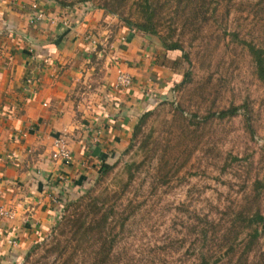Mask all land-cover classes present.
Segmentation results:
<instances>
[{
	"label": "rangeland",
	"instance_id": "1",
	"mask_svg": "<svg viewBox=\"0 0 264 264\" xmlns=\"http://www.w3.org/2000/svg\"><path fill=\"white\" fill-rule=\"evenodd\" d=\"M52 1L61 7L83 9L85 15L95 9L101 20L103 12L109 17L103 20L107 23H101L106 33H111L112 28L117 32L119 25L128 28L126 21L142 20L139 0ZM173 1L157 0V31L167 41H177L188 60L184 61L178 51H163L156 36L141 33L152 55L157 53L154 63L168 55V87L163 94L156 95L136 139L130 141L129 137L104 167L75 188L73 196L67 199L74 200L88 192L90 197L104 198L112 204L115 217H128L122 232L115 229L119 233L115 253L122 264L188 263L192 218H224L227 209L237 204L244 183L254 177L245 171L259 170V178L264 171V157L260 153L264 143V88L256 81L250 58L241 44L242 39H249L264 45V0H218L216 14L207 17L199 32L193 33L190 27L182 31L178 24L171 25L168 31ZM104 3L115 15L99 9ZM97 48L107 53L106 44ZM104 57L94 59L102 72L99 78L113 64L112 59ZM85 94L80 89L75 98L83 108L87 105ZM243 103L250 109L253 138L244 131L240 116L221 122L210 119L199 125L189 123L192 114L201 118L207 112ZM228 155L244 161L222 170L223 161H229ZM107 167L110 170L99 176L101 169ZM127 169L130 181L126 185ZM261 209L264 215V190ZM48 234L37 243L46 242ZM29 247L17 252L10 250L11 254L0 259V264H22ZM39 254L40 251L35 257Z\"/></svg>",
	"mask_w": 264,
	"mask_h": 264
},
{
	"label": "crops",
	"instance_id": "2",
	"mask_svg": "<svg viewBox=\"0 0 264 264\" xmlns=\"http://www.w3.org/2000/svg\"><path fill=\"white\" fill-rule=\"evenodd\" d=\"M32 1L0 0V206L13 214L0 219V259L49 232L62 202L124 146L170 80L168 55L154 63L157 53L141 33L122 25L103 32V12L101 20L95 9L85 15L52 0H36L51 21L29 25ZM103 44L107 53L97 50ZM104 55L113 64L99 78L94 59ZM118 69L131 77L130 87H108ZM80 89L85 108L75 102ZM62 132L68 166L50 159L51 140Z\"/></svg>",
	"mask_w": 264,
	"mask_h": 264
},
{
	"label": "trees",
	"instance_id": "3",
	"mask_svg": "<svg viewBox=\"0 0 264 264\" xmlns=\"http://www.w3.org/2000/svg\"><path fill=\"white\" fill-rule=\"evenodd\" d=\"M139 2L142 20L126 21L128 29L156 36L163 51H178L181 58L187 61V54L182 51L179 43L167 41L157 31V0ZM173 3L174 9L169 14V32L173 24H178L182 31L190 27V32H199L208 18L216 14L220 5L218 0H174ZM99 9L115 15L113 10L108 11L106 3ZM241 44L250 58L256 81L264 88V45L249 39H242ZM187 76L188 73L185 72L184 77ZM184 82L183 78L180 84ZM149 114L146 111L138 117L132 128L130 141L136 139L141 132ZM237 116L242 118L244 131L253 138L250 109L244 103L207 112L201 118L192 114L189 123L199 125L210 119L221 122ZM260 153L264 157V143L260 146ZM228 157L229 161H223L221 165L222 170L231 167L232 163L244 161L235 155ZM110 168L101 169L99 176L105 175ZM251 170L245 171V174L253 173L254 177L247 180V184L244 183L243 193L237 204L227 209L224 218L216 221L200 218L199 215L192 218L188 234L192 237V243L189 247V262L186 264H264V215L261 209L264 171L259 178V170ZM126 180L127 185L130 181L128 169ZM106 202L104 198L90 197L88 192L74 200L65 199L58 219L49 230L48 240L33 243L24 253L22 264H122L115 253L116 238L119 235L115 229L122 232L128 217H115L113 205ZM38 251L41 254L35 257Z\"/></svg>",
	"mask_w": 264,
	"mask_h": 264
},
{
	"label": "built area",
	"instance_id": "4",
	"mask_svg": "<svg viewBox=\"0 0 264 264\" xmlns=\"http://www.w3.org/2000/svg\"><path fill=\"white\" fill-rule=\"evenodd\" d=\"M30 15L28 17L29 25H36L42 21H51V18L47 17L42 10L38 7L36 0H33L29 6ZM65 18V17H64ZM73 22V21H72ZM63 25L68 27L69 23L66 18L62 21ZM29 80H27V83ZM132 84L131 77L122 69H118L115 73L114 80L112 83V88L114 90H120L130 87ZM66 133H58L55 137L52 138L50 144V159L53 162H56L62 166H68L71 161V153L67 147ZM13 214L9 209H6L0 206V219H12ZM14 246V243H12Z\"/></svg>",
	"mask_w": 264,
	"mask_h": 264
}]
</instances>
